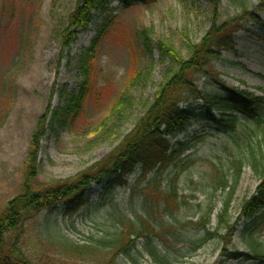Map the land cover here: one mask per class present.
I'll return each instance as SVG.
<instances>
[{"label": "rangeland", "instance_id": "374dc122", "mask_svg": "<svg viewBox=\"0 0 264 264\" xmlns=\"http://www.w3.org/2000/svg\"><path fill=\"white\" fill-rule=\"evenodd\" d=\"M259 1L248 0V6L255 8ZM77 2L0 0V214L22 189L30 138L47 108L52 114L41 142L35 177L42 184L85 172L114 149L146 113L160 87L177 71L164 49H171L180 59L187 60L189 47L205 36L214 13L210 0H145L129 8L107 1L91 14L92 23L77 32L75 40L66 47L63 39L68 18ZM237 13L233 5L222 0L220 21ZM260 21L264 23V13L260 14ZM100 30L103 36L91 60L89 94L70 119L67 115L70 98L77 96L85 81L80 59L97 40ZM247 30L236 34V54L224 53L222 61L213 67L226 86L264 98V31L252 25ZM70 32L74 33L72 29ZM139 33L145 35L147 48ZM131 69L138 78L126 96L124 107L112 111V102L122 91ZM198 85L205 92L212 89L202 79ZM196 108L204 120L187 123L184 132L170 140L172 150L181 151L180 144L185 149L159 173L162 191H166L170 180H175L176 202L180 206L172 217L165 215L163 220L166 229L197 238L194 230L181 224L196 222L201 211L210 206L213 210L208 226L210 234L221 226L216 236L193 255L189 254L188 245L168 242V257L175 264H237L230 254L251 255L256 246L264 251V228L252 238L247 237L244 225L248 220L241 218V209L255 194L261 178L246 163L238 172L231 167L233 161H243L248 155L245 133L251 138L261 132L252 123L237 118L234 133L218 134L212 128L220 112L212 108L206 112L200 102ZM252 146L255 155H260L255 144ZM213 167L223 173L219 179L223 186L218 183ZM153 175L154 171L136 169L128 177V186L117 192L125 194L117 196L113 204L126 203L132 189L144 194ZM99 190L97 185L90 187L93 199ZM183 197L188 202L186 207H181ZM227 201L228 210L218 220ZM174 205L173 202L171 210ZM110 211V206L89 207L69 219L63 218L59 210L52 214L42 212L24 224L19 233V247L34 264H105L104 260L89 261L67 254L63 246L85 245L91 236L112 240L121 226L114 220H104ZM146 243L145 239H135L139 253L132 255L138 264H156L143 251ZM152 244L163 248L156 239H152ZM116 264L132 263L119 258Z\"/></svg>", "mask_w": 264, "mask_h": 264}, {"label": "trees", "instance_id": "16d2710c", "mask_svg": "<svg viewBox=\"0 0 264 264\" xmlns=\"http://www.w3.org/2000/svg\"><path fill=\"white\" fill-rule=\"evenodd\" d=\"M107 1H116L123 7L129 8L137 1L145 0H78L76 9L68 18V30L63 39L66 47L69 46V42L75 40L79 31L85 30L92 23L91 14ZM210 1L214 7L210 29L199 43L189 47V58L182 60L173 50L164 49L176 64L177 71L172 73L160 87L152 104L133 130L102 160L85 172L51 184L36 181V164L41 142L51 118L50 108L39 117L35 132L30 138L26 161L27 173L25 172L22 189L7 203L0 214V264H34L25 257L19 247V233L22 232L26 222L35 219L42 212L52 214L59 210L63 218L69 219L81 209L89 207L100 209L105 206H110L111 211L106 214L104 220L116 221L115 224L121 226L120 232L112 240L94 239L91 236L85 245L67 243L63 246L67 254L89 261L104 260L105 264H116L119 258H127L132 264H138L132 255L139 253L135 239L147 241L143 251L156 264H175L168 257L167 249L170 246L168 242L186 244L190 250L189 254L196 253L211 237L216 236L221 225L216 227L214 234H210L208 226L213 210L207 206L201 211L200 218L196 222L188 221L184 225L181 224L183 228L190 227L194 230L197 238L182 235L172 228L166 229L163 217L165 215L172 217L173 211L178 210L180 206L176 202L175 180H170L166 191H162V179L159 173L174 161L178 152L185 149V146L180 144L181 151L172 150L170 140L182 134L187 123L204 120L202 112L196 108L197 102L203 103L206 112L209 108L220 112V118L213 121L215 123L212 128L218 134L234 133L237 128V118L252 123L261 132L259 136H252V140L248 133H245L246 145L249 148L248 155L244 156L243 161H233L231 167L238 172L246 163L261 178V184L255 194L243 205L241 218L248 220L244 225V233L247 237L252 238L256 232L264 228V98H257L226 86L213 67L214 64L222 61L224 53L236 54V34L249 32L248 25L264 31V23L260 21V14L264 13V0H260L252 9L248 6V0H227L238 10V13L225 21H220L218 14L222 0ZM70 29L74 33L70 32ZM139 35L143 46L147 48L145 35L143 33ZM102 36V30L97 31V40L80 59L85 81L80 85L77 96L70 98L67 112L70 119L76 116L89 94L91 60L94 59L95 48ZM161 48L163 49L162 46ZM137 78L138 74L131 69L122 91L117 93V97L112 102V111L124 107L126 96ZM201 79L212 87L211 91L205 92L200 89L198 83ZM194 139L198 138L194 137ZM252 144L258 148L260 155H255ZM138 168L143 172L154 171V175L146 184L144 194L139 195L135 189H132L126 203L113 204L117 196L125 194L117 192L128 186V177ZM213 171L218 183L223 186L224 182L219 180L223 177V173L215 167ZM92 185L100 188L95 199L89 193ZM184 199L183 197L182 200ZM173 202L175 205L171 210L170 206ZM186 206L188 202L182 201L181 207ZM228 207L227 201L223 204L218 220L222 218L223 213L226 214ZM126 208L128 211L125 210ZM98 230L101 232V229ZM152 239L160 242L163 248H157L152 244ZM229 256L237 264L264 262V251L258 246L251 255L236 252Z\"/></svg>", "mask_w": 264, "mask_h": 264}]
</instances>
